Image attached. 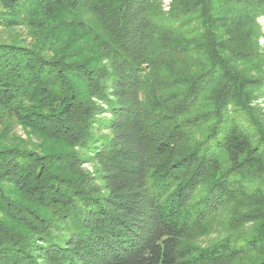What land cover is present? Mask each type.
<instances>
[{
  "label": "trees",
  "instance_id": "16d2710c",
  "mask_svg": "<svg viewBox=\"0 0 264 264\" xmlns=\"http://www.w3.org/2000/svg\"><path fill=\"white\" fill-rule=\"evenodd\" d=\"M260 17L264 0H0L27 33L0 42V127L39 141L0 135V264H264Z\"/></svg>",
  "mask_w": 264,
  "mask_h": 264
},
{
  "label": "rangeland",
  "instance_id": "374dc122",
  "mask_svg": "<svg viewBox=\"0 0 264 264\" xmlns=\"http://www.w3.org/2000/svg\"><path fill=\"white\" fill-rule=\"evenodd\" d=\"M172 0H158V4L162 13H167L171 7ZM257 24L260 29V35L257 38V45L260 50L264 53V17L257 19ZM12 40L17 41H27V33L22 27H14L12 30H5L0 26V42H9ZM259 105L264 111V96H260L255 102ZM8 129H3V126L0 127V135L3 140L6 139V142H11L15 144H20L26 146L28 150H35L34 145H37L39 141L32 134H28L27 130H24L22 127L17 126L16 124H10ZM6 137V138H5ZM226 211H222L216 217H214V227L209 228V231L198 237L196 243L201 246H207L213 244L215 241L223 237L226 227L224 222L226 221ZM230 212L228 211V214ZM243 231V230H242ZM245 232L250 231L248 227H245Z\"/></svg>",
  "mask_w": 264,
  "mask_h": 264
},
{
  "label": "clouds",
  "instance_id": "9594fccd",
  "mask_svg": "<svg viewBox=\"0 0 264 264\" xmlns=\"http://www.w3.org/2000/svg\"><path fill=\"white\" fill-rule=\"evenodd\" d=\"M94 165H84L83 166V170L86 171V172H91L94 170Z\"/></svg>",
  "mask_w": 264,
  "mask_h": 264
}]
</instances>
